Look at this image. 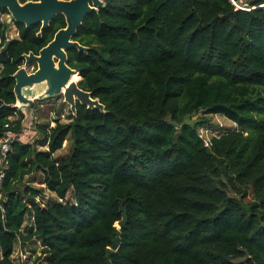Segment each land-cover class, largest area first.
<instances>
[{
  "label": "trees",
  "instance_id": "1",
  "mask_svg": "<svg viewBox=\"0 0 264 264\" xmlns=\"http://www.w3.org/2000/svg\"><path fill=\"white\" fill-rule=\"evenodd\" d=\"M235 3L104 0L84 16L72 39L88 49L67 64L104 110L77 103L68 122L11 142L0 264L33 238L41 264H264V0ZM12 23L8 38L0 21V134L18 136L12 75L66 19ZM199 111L238 128L205 146L208 118L188 119Z\"/></svg>",
  "mask_w": 264,
  "mask_h": 264
},
{
  "label": "water",
  "instance_id": "2",
  "mask_svg": "<svg viewBox=\"0 0 264 264\" xmlns=\"http://www.w3.org/2000/svg\"><path fill=\"white\" fill-rule=\"evenodd\" d=\"M103 5L104 0H28L23 3L19 0H0V11L7 10L11 14L6 20L7 23L20 22L25 27L39 23L43 29L58 14H63L66 19V26L59 29L53 39L37 54L29 52L23 55L24 65L12 75L15 80L13 91L20 112L26 115L36 101L60 96L63 102L69 105L72 114H75L77 103L86 108L104 110V105L97 98H93L89 91L79 87V80H71L74 74H80L67 64L68 49H88L72 39L84 16ZM31 62L36 63V69L33 71H29ZM37 87L41 88V91L36 94ZM122 211V219L116 222L119 228L127 222L126 209L122 207ZM115 248L116 242L113 241L112 249Z\"/></svg>",
  "mask_w": 264,
  "mask_h": 264
},
{
  "label": "rangeland",
  "instance_id": "3",
  "mask_svg": "<svg viewBox=\"0 0 264 264\" xmlns=\"http://www.w3.org/2000/svg\"><path fill=\"white\" fill-rule=\"evenodd\" d=\"M243 1H246V0H238L237 3L243 2ZM232 2H236V0H233ZM10 16H11V14L9 11H8V13L2 12V10L0 11V21L1 22H4L5 19L7 20ZM17 31H18L17 27L12 22H10L8 30H7L8 38H13V37L17 36V33H18ZM80 79H81V77L79 76L77 80H80ZM27 93H29V92H27ZM55 99H56V97L45 98L44 100H41L40 103H35L33 108L28 109L29 114L36 116L38 118V122H40L42 124L49 125V121L52 118V116H50V112H51L50 110H52V112H53L52 115H56V118H55L56 120L59 119L61 122H68L70 120V118H69L70 110H69L67 105L63 106L61 103H55V105H48L49 102L50 103L54 102ZM62 112L65 114L64 118H60L59 113H62ZM207 118H208V120H207L208 122L202 123V125L200 124L198 130L201 127H205V125L213 127V128L215 127L216 129H218L220 124L222 125V131L223 132L238 128L234 122L230 121L229 119L225 118L223 115H220V114L205 115L203 112L199 111V112L191 115L188 119L190 121H194V120L199 121L202 119L206 120ZM27 139H29V137L26 136L25 140H27ZM69 147H70V141H69V139H67L63 142L62 148L55 153V156L56 157L65 156L69 151ZM32 184L36 185V186H40V184L37 181L32 182ZM51 196L54 197L55 195L52 194L50 191L45 190L44 197L47 198V197H51ZM251 200H252V194L250 193L244 199V201L250 202ZM28 223H29V220H26L24 222L25 225ZM18 244H19L18 242L15 244L14 252L12 254V258H13L15 264H18V252H19V249L17 248ZM39 244L40 243H38V241L35 238H33L32 240H28L22 244L25 246V249L28 250V252L30 253V257L32 256V258L29 259L27 264H36V257L39 255L38 253L40 252V250H39L40 248L38 246ZM39 264H41V263H39Z\"/></svg>",
  "mask_w": 264,
  "mask_h": 264
},
{
  "label": "built area",
  "instance_id": "4",
  "mask_svg": "<svg viewBox=\"0 0 264 264\" xmlns=\"http://www.w3.org/2000/svg\"><path fill=\"white\" fill-rule=\"evenodd\" d=\"M15 107H16V110L13 114L12 119L18 118V112L20 111L17 103H15ZM63 112L59 113L60 118L65 117V114ZM52 113L53 112L51 111L50 116H52V118L49 121V126L55 125V121H56L55 119L56 115H52ZM37 123H39L38 118L34 115L29 114L28 112L26 115L24 114V119L22 121V129L18 136H16L15 133H11V132H5V133L0 134V175L9 167L8 152L10 151V148H11V142L16 137L25 139L26 136L29 137L30 135H32L34 126ZM221 133H223L221 124L219 125L218 129H216L215 127L213 128V127L205 125V127H201L198 130V135L203 140V143L205 146H210L212 142L211 141L212 137L219 136ZM18 243H19L17 247L19 249L18 264H27L29 259L32 258V256L30 257V253L28 252V250L25 249V246L22 245L21 242H18ZM40 248H41V245H40ZM38 254H40V252ZM36 264H39V263H36Z\"/></svg>",
  "mask_w": 264,
  "mask_h": 264
},
{
  "label": "flooded vegetation",
  "instance_id": "5",
  "mask_svg": "<svg viewBox=\"0 0 264 264\" xmlns=\"http://www.w3.org/2000/svg\"><path fill=\"white\" fill-rule=\"evenodd\" d=\"M18 32V31H17ZM17 36H18V33H17ZM16 36V37H17ZM35 54H37V53H35ZM24 59H23V63H22V65L21 66H23L24 65ZM20 66V67H21ZM31 68L29 69V71H33V70H35L36 69V63L35 62H31L30 63V65H29ZM44 100V99H43ZM41 101H36V103H40ZM50 103V102H49ZM48 103V105H50V104H53V105H55V103H61L63 106H65V105H67L68 106V108H69V110H70V107H69V105L67 104V103H65V102H63V98H62V96H60V97H56V99H55V101L54 102H51L50 104ZM71 111V110H70Z\"/></svg>",
  "mask_w": 264,
  "mask_h": 264
},
{
  "label": "crops",
  "instance_id": "6",
  "mask_svg": "<svg viewBox=\"0 0 264 264\" xmlns=\"http://www.w3.org/2000/svg\"><path fill=\"white\" fill-rule=\"evenodd\" d=\"M16 37V36H15ZM41 91V88H39V87H37V88H35V93L37 94V93H39ZM50 105H53V104H50ZM50 111H52V110H50ZM38 243H40L39 241H38ZM39 246V248H40V244L38 245Z\"/></svg>",
  "mask_w": 264,
  "mask_h": 264
},
{
  "label": "bare ground",
  "instance_id": "7",
  "mask_svg": "<svg viewBox=\"0 0 264 264\" xmlns=\"http://www.w3.org/2000/svg\"><path fill=\"white\" fill-rule=\"evenodd\" d=\"M240 8H241V6H240ZM246 8V7H245ZM78 75L77 74H74L72 77H71V80H77L78 79Z\"/></svg>",
  "mask_w": 264,
  "mask_h": 264
}]
</instances>
